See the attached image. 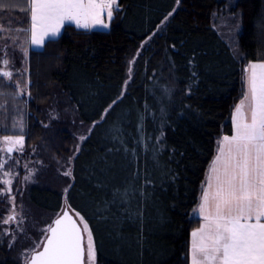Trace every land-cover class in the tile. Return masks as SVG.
Listing matches in <instances>:
<instances>
[{
    "label": "trees",
    "instance_id": "obj_1",
    "mask_svg": "<svg viewBox=\"0 0 264 264\" xmlns=\"http://www.w3.org/2000/svg\"><path fill=\"white\" fill-rule=\"evenodd\" d=\"M231 1L118 0L109 29L66 24L58 38L28 49L30 97L13 98L15 88L0 80L7 93L0 115H25L26 145L49 144L46 163L73 146L62 122L41 121L56 94L94 125L74 158L72 184L65 191L32 186L28 197L49 214L65 202L79 212L97 264H189L190 233L201 222L194 209L218 140L233 133L243 69L264 62V0H236L231 8L241 14L238 48L232 25H214ZM29 27L28 0H0L1 54L17 36L21 49L25 33L17 30ZM0 264H19L1 223Z\"/></svg>",
    "mask_w": 264,
    "mask_h": 264
},
{
    "label": "snow or ice",
    "instance_id": "obj_2",
    "mask_svg": "<svg viewBox=\"0 0 264 264\" xmlns=\"http://www.w3.org/2000/svg\"><path fill=\"white\" fill-rule=\"evenodd\" d=\"M28 2L30 27L17 31L28 33L26 43L35 48L58 37L66 23L81 29H108L114 10H120L118 0ZM2 33L0 29V35ZM18 38H13V43ZM21 50L26 57L28 48L21 45ZM2 63L7 68L9 60L4 58ZM243 72L246 92L231 118L233 134L223 135L217 142L216 155L202 184L198 208L194 209L202 223L190 233V264H264V62H250ZM18 75L23 78V72ZM3 78H7L5 86L15 88L11 93L13 98L25 95L30 80L21 87L19 80L13 81L10 70L0 71V80ZM165 91L170 90L166 88ZM0 95L7 93L0 91ZM27 95L30 97L31 93ZM161 112L164 113L163 108ZM18 128L23 131V120L18 121ZM24 142L22 134L4 135L3 151L8 154L22 152ZM3 168L4 164L0 163V169ZM3 175L9 177L2 183L9 186L7 193L12 209L2 224H19L15 197L11 196L12 174L5 171ZM65 175H71L70 170ZM75 215L80 223L62 210V215L48 226L44 239L22 254L24 264H96L97 249L92 230L79 212ZM4 234L12 237L11 247L15 242L13 233L4 229Z\"/></svg>",
    "mask_w": 264,
    "mask_h": 264
},
{
    "label": "rangeland",
    "instance_id": "obj_3",
    "mask_svg": "<svg viewBox=\"0 0 264 264\" xmlns=\"http://www.w3.org/2000/svg\"><path fill=\"white\" fill-rule=\"evenodd\" d=\"M235 2L236 0L231 1L229 5L226 6V8L221 9L217 12L214 20V25L220 30H223V28L228 29L227 26L232 25L234 29H232L234 37L232 41V46L238 48L239 44L236 35L241 31L240 27L242 28V21L240 13L231 12V8L234 6ZM222 15L226 19L225 24H222ZM114 16L115 12L113 18ZM111 24L112 21L110 23V27ZM63 28L61 29V32ZM19 33V36L21 37L23 33H25V35H23V41H19L23 47L28 48L29 50L31 48L40 49L35 47H29L25 39V37L28 38V34L23 31H20ZM9 46L10 47L7 46L5 54L0 53V70H11L13 72V81L19 80L21 87H24L25 82L29 81L27 75V71L29 69L28 53L25 57L23 55L22 50L18 48L19 46H16L14 43L12 45L14 46V48L11 46V44ZM15 51H17V53ZM4 58H7L9 60V65L7 66V68L2 63V60ZM133 63L134 61L132 62V64ZM131 67L129 69L130 74L127 83L130 81L133 75V69ZM18 72H23V78L18 75ZM3 79L4 80L2 81H6L7 83V78ZM28 88L29 84H27L25 95L28 92ZM17 110L20 109L18 108ZM9 118L10 119L8 120V118L5 119V117H2L0 115V163L4 164V168L0 169V193H3L2 195H0V204L2 207V217L0 223L2 225V241L7 243L9 246V242L12 239V237L4 234V229H8V231L13 233L15 242L10 247L11 254L19 261V264H24V257L22 254L25 252V250H31L32 248L36 247L38 242L44 239L48 226L53 224L55 218L59 214H61L62 210H64V208L67 206V202H65L61 210L57 213L49 214L47 212H44L35 207L29 200V190L32 186L36 185H52L53 187L61 189L63 188V190L65 191L72 184L73 181L72 170L74 158L79 152L82 142L89 135L94 125L85 124L80 121L78 116L69 107L65 106V103L60 97V95L56 94L51 103L49 104L45 112V116L42 117L41 121H45L46 125L48 126L52 125L54 121L62 122L63 125H65L66 128L69 129L72 134L73 146L71 147V153L67 157H61L55 154L51 156L52 159L49 161V163H46L47 160L44 159V155L48 154V151L50 150L49 144L47 145L44 142L43 144H40V146L39 144H34L30 148L27 147L25 135H27L26 133H28V129H26L27 125L25 115H20V113L16 111V114L13 117ZM20 120H23L24 123V128L22 132L18 128V121ZM21 134L25 137L23 151H14L11 154L4 152L2 137L4 135ZM69 170L71 172V175H65V173ZM5 171L10 172L12 174L11 179L13 180V183L11 185V196L15 197V211L16 213H19L17 217V221L19 222V224L17 222H12L9 225L2 224L3 219L7 215L11 214L12 209L11 198L7 193V189L9 186L3 185L2 183L4 179L9 178L3 175ZM25 176H30V179L25 180ZM74 212L76 213V211ZM20 229H23V231H20Z\"/></svg>",
    "mask_w": 264,
    "mask_h": 264
},
{
    "label": "water",
    "instance_id": "obj_4",
    "mask_svg": "<svg viewBox=\"0 0 264 264\" xmlns=\"http://www.w3.org/2000/svg\"><path fill=\"white\" fill-rule=\"evenodd\" d=\"M1 71H4V70H1ZM63 211H68L69 214L73 216V219H76V220H77V223H80V220H79L78 217L75 215L74 210H73L70 206L67 205V206L64 208ZM60 215H62V213L59 214L58 216H60ZM58 216H57V217H58ZM57 217H56V218H57ZM56 218H55V219H56ZM54 221H55V220H54ZM54 221H53V224H54ZM53 224H52V225H53ZM39 250H42V248L39 249Z\"/></svg>",
    "mask_w": 264,
    "mask_h": 264
},
{
    "label": "crops",
    "instance_id": "obj_5",
    "mask_svg": "<svg viewBox=\"0 0 264 264\" xmlns=\"http://www.w3.org/2000/svg\"><path fill=\"white\" fill-rule=\"evenodd\" d=\"M27 34H28V33H27ZM25 39L27 40V37H25ZM244 85H245V84H244ZM245 92H246V88H245ZM239 103H240V102H239ZM239 103H238L237 105H239ZM237 105H236V106H237ZM236 106H235V107H236ZM234 110H235V108H234ZM234 110H233V114H234ZM233 114H232V115H233ZM232 134H233V133H232ZM232 134H231V135H232ZM221 138H222V137H221ZM221 138H220V139H221ZM220 139H219V140H220ZM219 140H218V141H219ZM215 155H216V153H215ZM215 155H214V157H215ZM214 157H213V159H214ZM211 162H212V161H211ZM210 164H211V163H210ZM209 166H210V165H209ZM208 169H209V167H208ZM208 169H207V173H206V176H205L204 181L206 180V177H207V174H208ZM204 181H203V183H204ZM198 204H199V202H198ZM198 204H197V206L195 207V209L198 208ZM194 213H195V215H196L197 217H199V215H198V213H197L196 211H194ZM199 218L201 219V222H200V224H201V223H202V218H201V217H199ZM199 226H200V225H199ZM199 226H198V227H199ZM190 240H191V238H190ZM189 264H190V259H189Z\"/></svg>",
    "mask_w": 264,
    "mask_h": 264
},
{
    "label": "flooded vegetation",
    "instance_id": "obj_6",
    "mask_svg": "<svg viewBox=\"0 0 264 264\" xmlns=\"http://www.w3.org/2000/svg\"><path fill=\"white\" fill-rule=\"evenodd\" d=\"M1 71V70H0ZM11 71V70H10Z\"/></svg>",
    "mask_w": 264,
    "mask_h": 264
}]
</instances>
